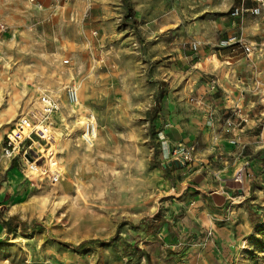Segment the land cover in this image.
Instances as JSON below:
<instances>
[{"label":"rangeland","instance_id":"obj_1","mask_svg":"<svg viewBox=\"0 0 264 264\" xmlns=\"http://www.w3.org/2000/svg\"><path fill=\"white\" fill-rule=\"evenodd\" d=\"M214 1L229 18L242 0ZM163 2L161 14L147 18ZM199 2L0 0V264H159L158 247L180 239L186 226L179 229L178 217L170 216L176 185L159 158L164 138L157 129L175 117L186 133H200L210 116L189 100L198 98L192 78L219 64L216 52L224 46L214 45L210 57L195 58L188 70L170 68L172 54L193 53L186 41L194 21L214 14L194 13ZM226 35L219 30L215 40ZM73 85L84 105L80 120L94 114L98 124L85 157L70 155L57 139V130L72 138L77 131L88 146L85 124L75 126L80 115L63 112V101L65 109L74 104ZM44 93L59 103L44 122L51 125L43 127L48 140L32 135L26 158H7L6 134L21 117L42 110ZM177 158L188 164L191 154ZM53 169L62 172L56 182ZM229 187L235 192L241 182ZM244 191L236 202L250 195L239 204L225 264H264V184ZM13 215L24 223L8 233L4 222Z\"/></svg>","mask_w":264,"mask_h":264},{"label":"crops","instance_id":"obj_2","mask_svg":"<svg viewBox=\"0 0 264 264\" xmlns=\"http://www.w3.org/2000/svg\"><path fill=\"white\" fill-rule=\"evenodd\" d=\"M245 4L251 8L256 2L248 0ZM162 7L164 2L151 7L147 18L159 16ZM212 9L213 16L205 15L200 22L194 21L191 32L194 36L186 41L192 50V44L199 42L198 51L193 50L190 55L172 54L170 68L182 72L193 66L190 61L195 58L210 57L214 45L220 46L222 38L215 40L219 30L227 31L225 38L237 35L238 42L217 49L219 64L208 65L192 78L197 80L194 92L198 98H194L199 100L192 104L210 114L208 120L200 122L203 131L186 133L175 117L164 123L162 119L158 125V135L164 138L159 158L176 185L170 216L178 217L179 229L186 226V230L179 231L180 239L158 247L159 264H225V255L235 238L231 230L239 219L237 212L242 209L239 204L250 195L248 192L242 195L244 199L238 203V194H245V188L251 184H264V7L261 14L245 13L236 21L229 12V18L222 17V6L214 0H200L193 12L204 10L207 14ZM240 42H254V50L245 52ZM213 77L217 80L216 87L210 91ZM238 107L247 121L234 114ZM228 120L235 129L228 125ZM212 135L216 138L214 143L210 141ZM195 141L198 144L194 145ZM186 151L191 154L188 164L178 162L177 154ZM240 172L241 187L231 192L229 184L236 182ZM183 203L188 204L186 210H182ZM180 217H184L182 221ZM197 225L200 231L193 228ZM175 231L178 232L177 228ZM159 235L160 239L166 237ZM145 255L154 260L149 250Z\"/></svg>","mask_w":264,"mask_h":264},{"label":"built area","instance_id":"obj_3","mask_svg":"<svg viewBox=\"0 0 264 264\" xmlns=\"http://www.w3.org/2000/svg\"><path fill=\"white\" fill-rule=\"evenodd\" d=\"M34 1V0H32ZM256 5L249 8L245 4V0H242L241 3L235 4L229 11L230 16L233 18L234 21H236L237 18L241 17L245 13H251L254 15H259L262 13L263 7H264V0H255ZM238 42L237 35H232L228 38L222 39L219 42L220 46L229 47ZM244 51L247 53H250L254 50V42H240ZM200 46L199 42H195L192 44V48L195 52L198 51V48ZM68 62V60H66ZM216 78L213 77L211 80V84L209 87V90L212 91L216 87ZM68 96L69 99L74 104H79L80 102V94L79 89L76 85H73L69 87L68 89ZM42 100V110L40 112H32L28 116H24V118H20L13 127L10 129V131L6 134V143L4 146V154L7 158H15L17 155H21L24 158H26V154L28 153V149L32 146H28V149H26V139H32V135H37L38 137L42 138L39 130H38V123H44L48 122L53 113H55L58 108V103L50 97L48 94L44 93L41 97ZM190 101L199 103V100L194 98L193 96H190ZM242 110L240 107L237 108V110L234 112L236 116H238L243 121H247V118L244 117L242 114ZM31 125L29 134L26 135L24 132L26 125ZM228 125L232 126V129H235L236 126L232 123V121L228 120ZM98 133V124L97 120L94 114H90L89 117H87V122L85 124L83 133H82V139L84 143L88 145H93L94 140L97 137ZM43 139V138H42ZM33 140V139H32ZM34 142V141H33ZM62 172L59 169L54 170L52 172L51 177L52 181L56 182L61 178ZM236 182H242V175L241 172L236 176L235 178Z\"/></svg>","mask_w":264,"mask_h":264},{"label":"bare ground","instance_id":"obj_4","mask_svg":"<svg viewBox=\"0 0 264 264\" xmlns=\"http://www.w3.org/2000/svg\"><path fill=\"white\" fill-rule=\"evenodd\" d=\"M77 86V85H76ZM62 105H63V112L64 111H68L70 114L71 113H74V114H76L77 116L78 115H80V116H78L76 119H75V126L77 125V126H79L80 127V125H83V124H86V122H87V120H80V118H82V117H84V116H82L83 114H82V111H81V109H82V107L84 106L83 105V103L80 101L79 102V104H70V106H69V109H65V106L67 105L64 101L62 102ZM67 107V106H66ZM79 107V108H78ZM91 107V106H90ZM58 108H59V103H58ZM21 118H24V117H21ZM17 122V121H16ZM37 126H38V130H39V132H40V134H41V136H42V138L45 140L46 138L44 137L45 136V132H44V130H43V127H46V126H50L51 127V125H49V124H45V123H38L37 124ZM30 128H31V125L29 124L28 126L26 125V127H25V130H24V132L26 133V135L27 134H29V132H30ZM74 131V130H73ZM57 139L59 140L58 141V144H59V146L61 147V148H66L67 149V151L69 152V154L70 155H72V156H74V157H77V156H87L88 155V152H89V149H91L90 147L92 146V145H88V146H82V144H81V142H80V136L78 135V133H77V131H75L76 132V138H72V136L71 137H69L70 136V134H63L62 132H60V131H58L57 130ZM97 134H99V133H97ZM46 140H48V139H46ZM40 142V141H39ZM84 147V148H83ZM82 159H84V158H82ZM32 168H34L35 170H38V165L37 164H35V163H33V166H32ZM54 170H56V169H53L52 171H51V174H52V172H54ZM36 172H38V171H36ZM41 175H39V177H40ZM16 206V205H15ZM18 210V209H17ZM24 238V237H23ZM243 244L245 243H247V241H243L242 242Z\"/></svg>","mask_w":264,"mask_h":264},{"label":"trees","instance_id":"obj_5","mask_svg":"<svg viewBox=\"0 0 264 264\" xmlns=\"http://www.w3.org/2000/svg\"><path fill=\"white\" fill-rule=\"evenodd\" d=\"M13 166H16L15 162L13 164ZM6 228H7V232L11 233L12 232V228L14 227V225H16L17 223H21L23 224V221H20L15 215L11 216L8 220H6L5 222ZM85 244V242H82L78 248H81L83 245Z\"/></svg>","mask_w":264,"mask_h":264}]
</instances>
